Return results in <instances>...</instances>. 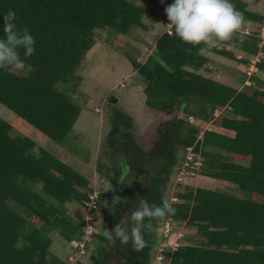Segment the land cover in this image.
<instances>
[{"label":"trees","instance_id":"obj_1","mask_svg":"<svg viewBox=\"0 0 264 264\" xmlns=\"http://www.w3.org/2000/svg\"><path fill=\"white\" fill-rule=\"evenodd\" d=\"M231 2L243 13L241 26L264 22V15L248 8L249 1ZM148 8L130 0H0V14L13 9L17 25L27 27L35 37L31 56L23 57L21 50L30 67L0 69V104L65 147L82 108L58 89V83L77 89L82 82L77 70L96 44L95 32L108 29L127 35L131 28L143 25ZM3 23L0 16V26ZM260 40L258 33L246 35L238 29L210 49L237 60L228 46L255 56ZM200 47L181 41L172 26L171 33L157 39L154 55L144 64L131 60L145 82L146 106L165 119L156 140L145 148L134 140L131 117L115 111L108 139L118 167L116 179L121 175L119 158L131 167L126 181L119 184L121 198L113 202L107 230L118 223L130 226L131 210L141 198L156 204L166 201L165 190L183 159L181 153L193 147L204 157L202 175L237 185L249 197L190 187L179 193L180 202L172 204L176 212L169 216L197 228L198 239L169 254L172 264H264V82L254 75V85L238 90L205 77L200 71L210 63L204 54L209 48L199 51ZM256 68L264 73V57ZM220 108L228 113L215 117ZM190 117L233 131L235 136L206 130L199 139L201 130L189 123ZM12 130L0 117V264H65L50 255L48 232L55 230L69 243L83 236L86 221L72 219L65 205L89 201L90 181L45 149L36 152L35 141L14 136ZM165 217L151 218L153 228L144 231L146 243L139 249L132 247L131 240L123 245L99 234L108 245L98 243L91 261L108 264L117 251L123 264H150Z\"/></svg>","mask_w":264,"mask_h":264},{"label":"rangeland","instance_id":"obj_2","mask_svg":"<svg viewBox=\"0 0 264 264\" xmlns=\"http://www.w3.org/2000/svg\"><path fill=\"white\" fill-rule=\"evenodd\" d=\"M130 1L149 7L148 13L142 17L143 25L131 28L127 35L111 32L108 29L97 30L95 32L96 44L83 57L77 70V74L82 76V82L78 88L73 91L65 83H58L57 85L60 91L68 93L82 108L81 115L65 147L58 145L27 121L0 104V117L12 125L14 136L32 139L37 144L36 152L39 148H43L86 177L90 181V195L97 193L98 200L101 201L95 225L97 232L92 239L90 237L85 242L88 243L85 253L76 249L74 242L69 243L55 230L48 232L51 239L50 255L56 256L60 262L65 264H94L91 261V256L96 254L95 249L98 243L102 242L103 245H108L107 242L101 240L99 234H103L104 229H107L113 202L121 198L122 192L119 184L127 179V176L123 180H120L119 177L116 179L118 167L110 154L108 138L112 130L115 111L131 117L134 140L138 145L145 148H149L156 140L160 122L165 119L161 112L146 106L145 82L135 71L131 60H135L138 64H144L150 56L154 55L157 39L172 29L165 12V7L171 2L170 0H158L156 4H151V0ZM247 1L250 3L248 8L251 11L264 15V0ZM259 27L260 24L248 21L239 30L246 35H251L258 33ZM218 49H221V46L218 45ZM227 49L237 57V60L221 56L209 48L204 54L212 57L213 60L211 59V65L207 66V71H204L205 68L201 71H204L206 77H213L238 90L254 85L250 79L254 72H251L248 65L238 66L236 63L239 56H244L243 58L252 64L253 55H246L235 46H228ZM214 71H217V74ZM250 73L252 74L250 75ZM255 76L264 82V73L259 71ZM112 97L117 99L114 104L110 102ZM227 113L228 109L220 108L215 117ZM192 125L201 130L200 137L206 130L217 131V127H214L212 123L199 119H194ZM184 155L185 152H182L181 159ZM177 168L178 166L175 168L165 190V200L169 204H171L170 198L171 193L173 194L172 187L176 181ZM193 178L195 180L190 182L189 178L185 184H180L179 192H184L188 187L194 190L205 188L236 197H249L248 193L229 182L212 179L202 174L195 175ZM127 182L130 183V180ZM85 204L81 205L74 201L66 204L65 209L67 214L78 222L87 217ZM11 206L19 213H23V210H20L14 203H11ZM22 215L27 216V213L24 212ZM32 221L30 220L31 223ZM160 232L161 229L158 228L157 235L159 233L160 236ZM159 236L156 237V240L159 239ZM172 237V241L178 239L180 246L194 245L198 239L197 228L190 227L185 222H178ZM74 253L78 255H74ZM116 254L117 251H114L108 264H123L124 261H119ZM70 256H75V260L70 261Z\"/></svg>","mask_w":264,"mask_h":264},{"label":"clouds","instance_id":"obj_3","mask_svg":"<svg viewBox=\"0 0 264 264\" xmlns=\"http://www.w3.org/2000/svg\"><path fill=\"white\" fill-rule=\"evenodd\" d=\"M165 12L175 35L194 47L202 45L199 51L211 48L217 41L230 39L244 20L243 13L233 6L231 0H172L165 7ZM0 16L4 21L0 26L3 29L0 35V69L30 67L22 58L21 50L23 57L31 56L35 52V37L27 27L17 25L13 9ZM186 51L191 52L192 48ZM117 163L121 172L120 180H123L131 166L124 158H119ZM175 212V207L166 201L150 203L144 197L140 199L139 206L131 210L130 226L118 223L112 230L104 229L103 234L110 242L119 239L122 244H126L131 240L132 247L139 249L146 243L144 231L153 228L151 218L165 217Z\"/></svg>","mask_w":264,"mask_h":264},{"label":"built area","instance_id":"obj_4","mask_svg":"<svg viewBox=\"0 0 264 264\" xmlns=\"http://www.w3.org/2000/svg\"><path fill=\"white\" fill-rule=\"evenodd\" d=\"M168 33H171V30H169ZM258 34H259V38L261 39L259 42V51L258 54L254 56V59L252 61L253 66L255 67H256V63L259 62L260 59L264 57V52H263L264 22L260 25ZM251 74L252 73H250V75ZM218 111L219 109L216 110V112ZM189 122L194 124V118L190 117ZM199 139H202V137L199 136ZM203 168H204V157L202 155L201 150L195 151L193 147L187 148L185 155L181 160V162L179 163L176 171V181L174 187H172L173 194L171 193V198H170L171 204L177 203V201H179L178 194L181 193L179 192L180 184L182 183L185 184L187 179L193 178V176L195 175L202 174ZM97 200H98L97 193L90 195V200L87 201L85 204L87 210V214H86L87 217H85L84 219L86 221V225L84 226L83 229V236L79 240L73 241L75 248L80 249V252L82 253L83 252L85 253L86 244H88L85 242H87L90 237L92 239V237L97 232L95 225H96L97 213L100 210V205ZM177 224L178 222L175 221L170 216H167L162 220L161 228H160L161 229L160 236L153 250V256L150 264H172L171 257H168V255L173 254V252H175L180 247L178 239L172 241V236L175 233V228ZM74 255H78V254L74 253ZM74 258L75 256H70L69 260L74 261L75 260Z\"/></svg>","mask_w":264,"mask_h":264},{"label":"crops","instance_id":"obj_5","mask_svg":"<svg viewBox=\"0 0 264 264\" xmlns=\"http://www.w3.org/2000/svg\"><path fill=\"white\" fill-rule=\"evenodd\" d=\"M244 53V52H243ZM246 54V53H245ZM246 55H249V54H246ZM207 56V55H206ZM249 56H252V55H249ZM208 57V56H207ZM244 56H239L238 57V59L240 60H238L236 63L238 64V66H240V65H248L249 66V68H250V70L251 71H253L254 73V75H257V73L259 72L257 69H256V67L255 66H253V63L252 64H249V61H247V59H244L243 58ZM209 59H210V63H209V65L208 66H210L211 65V62H212V57H208ZM245 58H247V57H245ZM253 58H254V56H253ZM212 59V60H211ZM242 60H246L245 62H241ZM248 66H246V67H248ZM209 69H210V67H209ZM208 69H205L204 71H207ZM204 71H200V73L201 74H203L204 76H205V73H204ZM216 74H217V71H214ZM209 73H212L211 71H209ZM253 75V76H254ZM206 77V76H205ZM211 77V76H210ZM209 78V77H208ZM213 80H216V81H218L217 79H215V78H213V77H211ZM251 79V78H250ZM219 82H222V81H219ZM223 83V82H222ZM196 120H198V119H196ZM214 127H217L216 128V130L217 131H214V132H217V133H221V134H223V135H227V136H230V137H234L235 136V132H233V131H230V130H227V129H224V128H222V127H218V126H215L214 125ZM69 158H71L70 156H69ZM213 179V178H212ZM193 180H195V178H190V182L191 181H193ZM190 184V183H189ZM172 239H173V237H172Z\"/></svg>","mask_w":264,"mask_h":264},{"label":"water","instance_id":"obj_6","mask_svg":"<svg viewBox=\"0 0 264 264\" xmlns=\"http://www.w3.org/2000/svg\"><path fill=\"white\" fill-rule=\"evenodd\" d=\"M110 102L114 104V103H116V102H117V99H116V98H114V97H112V98H110Z\"/></svg>","mask_w":264,"mask_h":264}]
</instances>
